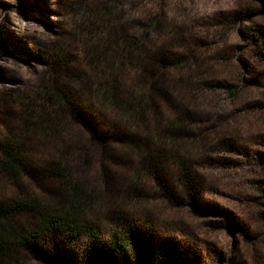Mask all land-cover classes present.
<instances>
[{"label": "rangeland", "instance_id": "374dc122", "mask_svg": "<svg viewBox=\"0 0 264 264\" xmlns=\"http://www.w3.org/2000/svg\"><path fill=\"white\" fill-rule=\"evenodd\" d=\"M114 31L141 41L140 66L114 74L119 99L154 80L163 110L168 101L195 118L184 170L165 152L141 169L148 133L128 139L120 110L100 100L105 73L90 50ZM219 81L236 93L206 86ZM43 83L65 90L80 114L31 140L39 170L28 187L61 208L49 163L70 143L105 140L91 163L69 164L98 235L33 233L12 264H264V0H0V139L24 135L26 103L50 104ZM17 191L0 174V198ZM118 237L121 253L104 255Z\"/></svg>", "mask_w": 264, "mask_h": 264}, {"label": "trees", "instance_id": "16d2710c", "mask_svg": "<svg viewBox=\"0 0 264 264\" xmlns=\"http://www.w3.org/2000/svg\"><path fill=\"white\" fill-rule=\"evenodd\" d=\"M141 41L133 34L124 31L109 32L103 44L91 47L90 53L94 66L105 73L102 84V102L110 103L118 108L125 122L132 132L128 139H137V135L148 133V150L139 158V167L158 163L164 152L170 155L179 168H186L189 150V137L194 135L191 127L195 118L190 110L166 101L167 110H163L158 96L156 81L147 86L132 89L119 99L114 74L124 65L139 64L137 51L141 48ZM152 68H141L144 75L151 74ZM208 89L222 88L232 95L236 93L235 85L219 81L206 85ZM48 95L50 105L41 101L26 103L22 109L20 131L22 136L0 139V174L7 177L17 187V195L12 199L0 198V264H12L15 258L18 263L21 250L29 244L33 233L45 235L50 231H60L71 234L79 239L89 233L97 238L98 226L94 222L83 221V214L88 206L90 193L79 188V175L74 173L69 164L85 166L91 163L92 152L96 146L104 148L105 140L95 137V142L88 144H68L57 159L51 160L49 173L60 177L63 191L61 208L55 206L38 194H34L28 187V179L38 172V159L34 155L35 146L31 140H40L60 131L63 126L78 121L79 112L72 105V98L65 90L55 88L53 84L43 83L39 88ZM162 103H164L162 101ZM165 104V103H164ZM121 130H116L113 137L119 136ZM95 146V147H94ZM93 147V148H92ZM103 156H107L104 154ZM37 170V171H36ZM79 171V170H78ZM30 217L35 223L31 230H21L18 226L20 217ZM27 229V228H26ZM123 237H118L104 255H112L124 248Z\"/></svg>", "mask_w": 264, "mask_h": 264}]
</instances>
